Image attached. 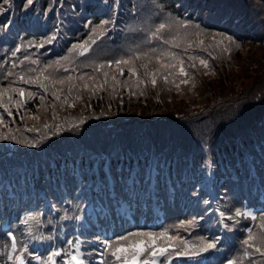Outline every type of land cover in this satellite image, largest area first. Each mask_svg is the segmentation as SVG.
Masks as SVG:
<instances>
[{
  "label": "trees",
  "instance_id": "1",
  "mask_svg": "<svg viewBox=\"0 0 264 264\" xmlns=\"http://www.w3.org/2000/svg\"><path fill=\"white\" fill-rule=\"evenodd\" d=\"M82 3L84 0H36L35 11L52 9L46 18L40 17L38 24L22 26L20 10L0 15V21L16 20L7 34L0 28V80L5 68L12 63V49L17 44L25 45L16 54L18 59L27 55L39 59L42 66L68 55V48L73 43L86 40L88 20L95 25L100 19L111 16L116 25L92 46L87 57L76 58L80 65L90 59H115L137 45L148 47L144 44L146 31L161 18L155 15L157 5L165 10L164 14L190 19L209 34L226 32L233 35L241 47L233 45L231 55L224 54L219 59H211L202 51L183 53L175 50L185 59L188 54L209 59V69L198 66L195 71V87L189 83L178 90L173 84L158 80L155 88L149 83L146 87L133 86L131 90L117 87L115 93L111 88L96 95L84 92L81 101L69 98L75 103L74 108L58 106L55 121L51 119L50 107L37 113L41 102L38 98L32 100L26 109L40 115V121L28 120L25 111L21 110L8 123L13 129H20L16 133L18 136L37 141L38 147L0 141L2 206L8 202L10 214L21 216L29 210H38L43 214V225L52 226L63 211L50 214V200H54L56 206L55 200H60L59 204L63 203L70 212L72 205L65 201L71 199L69 194L73 189L83 186L87 199H99L103 204L112 203L116 197L130 196L136 200L148 197L158 203L165 211L161 228L148 226L149 217L141 225L136 217L134 225L128 224L130 228L125 234L159 232L164 227L190 219L204 207L201 204L197 208L190 199L178 195L182 186L188 189L195 184L203 191L197 181L214 180L213 191L218 190L219 197H223L229 206L235 201L230 199L227 189L236 194L237 200L243 199L250 206L264 208L259 195L264 181V25L261 24L264 0H109V5L88 11L80 7ZM146 4L154 10L143 13ZM62 20L65 23L53 44L42 49L27 47L29 41L39 43L51 35ZM205 43H211L210 37ZM217 54L218 51L213 52V55ZM109 71L121 81L129 79L127 71L122 77L114 67ZM83 72L91 73L92 70L81 66L73 75ZM29 90L40 94L35 87ZM53 102L51 95L45 97L46 106ZM81 118L85 122L72 127V122L79 123ZM45 121L62 127L59 132L54 127L44 129ZM33 126L38 131H24ZM206 164L211 167L207 168ZM210 173H215V177ZM152 185L154 187L150 188ZM205 198L211 199L207 195ZM38 201L43 203L37 205ZM212 204L209 213L219 206V199ZM142 207L134 206L133 211L137 213ZM147 213L150 216L152 212ZM17 214L12 218L14 221ZM3 219L6 218H0V225ZM49 219L52 224L47 223ZM212 219H215L214 215ZM245 223L241 220L237 224L239 229L227 234L232 243L236 242L234 255H239L240 241L246 236L239 234ZM257 224L258 221L253 222V231L258 230ZM47 230L49 233L53 228ZM0 231L4 230L0 227ZM211 231H217L216 225L201 221L191 230L189 238H194L195 234L208 236ZM178 234L187 236L188 232L181 230ZM3 243L0 238V246ZM35 247L38 250L42 246L38 243L33 245ZM175 261L174 264H178ZM0 263H5L2 256ZM32 264H36L35 261ZM257 264H260L258 257Z\"/></svg>",
  "mask_w": 264,
  "mask_h": 264
},
{
  "label": "snow or ice",
  "instance_id": "2",
  "mask_svg": "<svg viewBox=\"0 0 264 264\" xmlns=\"http://www.w3.org/2000/svg\"><path fill=\"white\" fill-rule=\"evenodd\" d=\"M36 0H0V15H5L15 10L22 11L23 15L19 23L23 25L38 24L40 17H47L51 8L43 12L35 11ZM101 5H109V0H84L80 7L84 11L99 8ZM61 7L63 5L61 4ZM156 16L161 17L158 23L152 24L146 31L145 45H137L130 48L126 55H121L115 59L100 60L99 58L90 59L88 63L80 65L77 63V57H87L92 51V46L97 45L98 41L108 35V32L115 28L116 21L107 16L100 19L93 25L88 20L85 27L89 29V35L86 40L73 43L68 48V55L41 66L39 59H33L27 55L23 59H18L16 54L25 48L23 44H17L12 49V63L10 67L5 68L3 79L0 80V141H11L17 145H25L30 148H37L38 142L29 140L27 137L18 136L16 133L20 129H13L8 121L18 115L21 110L25 111V117L31 121H40L41 116L28 112L26 106L34 99H39L37 113L41 110L47 111L48 107L52 110L51 119L57 120V107L63 109L65 106L74 108L75 103L70 102L83 100L82 93L88 92L96 95L98 92L111 88L115 93L117 87H125L131 90L133 86L140 88L150 83L153 88L157 86L158 80H163L165 84H173L178 90L181 85L194 83V73L198 66L203 69H209V59L199 55L188 54L186 59L180 52L195 53L202 51L211 59H219L224 54L231 55L232 46L241 47L239 41L233 35L226 32L207 33L201 26L190 21V19L174 16L171 13L164 14V9L157 5ZM135 15V13H133ZM65 21L56 25L51 35H48L39 43L28 42V48L42 49L45 45H51L58 39ZM16 24V20L0 21V28L7 34ZM264 25V21H261ZM143 30V29H141ZM211 39V43L206 44V38ZM219 37V39H217ZM180 50L177 52L175 50ZM211 50V51H210ZM218 51L217 55L213 52ZM187 61V63H186ZM85 69L91 68L92 72H83L77 75L79 67ZM2 67V66H0ZM115 69L119 76H124L127 71L128 80L121 81L117 75L112 74L109 69ZM17 69H19L17 71ZM207 74V72H205ZM102 77V79L100 78ZM179 82L177 83V78ZM30 87L40 90V94L30 91ZM66 90V91H65ZM134 94V93H133ZM141 94H143L141 92ZM51 95L54 101L50 105H45V97ZM58 102V103H57ZM85 121L83 118L79 123L72 122V127H79ZM44 129L55 128L60 131L61 124L43 123ZM6 129L7 131H2ZM24 131H38V128L28 127ZM264 151V149H262ZM207 168L211 164H206ZM215 177V173H210ZM195 179V176H193ZM133 183H135L133 181ZM200 185L198 190L193 184L191 188L178 191V195L190 199L191 203L197 208L203 204L200 212L193 215L190 219L181 220L179 224L164 227L159 232L152 231H131L118 236L115 240L100 239L95 236V242L102 245V250L98 255L100 259L97 264H172L173 258L192 261L193 264H257V257L260 264H264V208L259 213L243 201L237 200L236 194L231 189H227L230 199L235 204L229 206L224 202L223 197H219L218 190L215 189L214 180L197 181ZM221 187H224L221 185ZM71 199L66 200L75 211L68 214L69 209L65 208L63 203L60 207L56 204L50 205V214L59 213V221H75L77 229L82 228L83 224L81 212L82 204L87 201V192L83 186H78L69 194ZM210 197L205 198V196ZM259 195L264 196V181L259 190ZM219 199V206L214 208L213 213L208 212V208L213 201ZM79 202V203H78ZM11 210L5 204L0 207V217L7 214L8 219L0 227L5 231H0V238L4 240L0 256L5 258V264H91L86 259L84 251L85 245L89 243L88 239H81L83 232L74 234V239L66 240L67 247L61 245L56 248L52 243L44 253L34 249L33 245L43 242H54L57 240L56 233L50 231L45 234L41 231L43 227L42 213L29 210L27 214L21 216L17 214L14 221L11 217ZM215 217L213 220L212 217ZM242 219H248L257 222V231L245 227L246 236L240 241L241 248L239 255H228L235 248L231 242L229 232L235 233V225ZM214 223L217 231H211L208 236H198L195 240L186 239L178 233L182 230L192 234L200 225V222ZM16 224L13 228L12 225ZM48 224L53 221L49 219ZM22 226V227H21Z\"/></svg>",
  "mask_w": 264,
  "mask_h": 264
},
{
  "label": "rangeland",
  "instance_id": "3",
  "mask_svg": "<svg viewBox=\"0 0 264 264\" xmlns=\"http://www.w3.org/2000/svg\"><path fill=\"white\" fill-rule=\"evenodd\" d=\"M154 10V7L153 6H151V5H149V4H146V5H143V13H148V12H152ZM51 201V203L52 204H54L55 202H54V200H50ZM56 202H57V206L58 207H60L61 205L59 204L60 203V200H55ZM39 203L40 204H42L43 202L42 201H38V203H37V205H39ZM79 203V202H78ZM93 203L94 202H92V201H89L88 202V200L85 202V204H86V206L84 205V204H82L81 205V207L82 208H86L87 209V211L89 212L88 214H90V216L91 217H93L94 218V211H98V207H96V206H93ZM215 203V201H213V204ZM7 204H9L8 202H7ZM212 204V205H213ZM0 205L2 206V203H0ZM3 207V206H2ZM43 207V206H42ZM261 206H259V208H260ZM41 208V207H40ZM259 208H252L255 212H257V209H259ZM70 209L71 210H75L73 207H70ZM38 211V210H37ZM120 211L121 212H123V213H125L126 215H128L127 213L129 212V210H128V205H125L124 203H123V205H122V207L120 208ZM258 213V212H257ZM245 220V224L240 228V230H239V234L240 235H246V233H245V231H244V228L245 227H249V228H251L252 227V224H253V221H251V220H248V219H244ZM242 221H243V219H242ZM235 227V229L237 230V229H239V227H237V225H235L234 226ZM186 239H189V240H195L196 239V237H198L197 235H195V237L194 238H192V239H190V238H187L186 236H184ZM98 245H101V244H98ZM0 250H2V246H0ZM61 264H63V261L61 260Z\"/></svg>",
  "mask_w": 264,
  "mask_h": 264
}]
</instances>
